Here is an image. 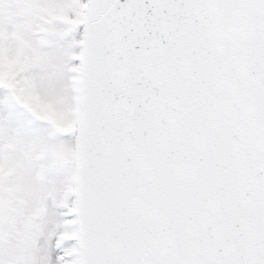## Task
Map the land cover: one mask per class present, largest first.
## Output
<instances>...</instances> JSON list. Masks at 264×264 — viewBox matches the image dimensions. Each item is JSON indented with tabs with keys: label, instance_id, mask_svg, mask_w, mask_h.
I'll use <instances>...</instances> for the list:
<instances>
[{
	"label": "snow or ice",
	"instance_id": "6c2138e0",
	"mask_svg": "<svg viewBox=\"0 0 264 264\" xmlns=\"http://www.w3.org/2000/svg\"><path fill=\"white\" fill-rule=\"evenodd\" d=\"M0 264H264V0H0Z\"/></svg>",
	"mask_w": 264,
	"mask_h": 264
}]
</instances>
